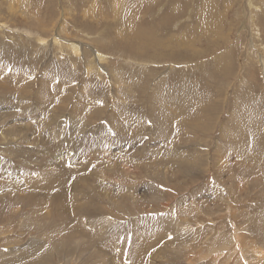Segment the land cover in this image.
I'll use <instances>...</instances> for the list:
<instances>
[{"label":"rangeland","instance_id":"obj_1","mask_svg":"<svg viewBox=\"0 0 264 264\" xmlns=\"http://www.w3.org/2000/svg\"><path fill=\"white\" fill-rule=\"evenodd\" d=\"M116 1L0 0L1 70L17 77L2 78L5 88L0 80V264H106L97 245L118 240L132 263L135 238L148 237L159 245L155 264H264L254 255L264 251V0H119L144 5L121 33L130 14L113 13ZM61 24L62 40L83 46L87 59L53 51ZM141 30L155 51L128 47ZM93 49L112 80L86 77ZM118 75L134 85L116 92ZM164 105L173 123L155 113ZM245 120L257 122L249 149L234 127ZM74 168L71 180L83 179L68 196L82 213H59L30 189ZM37 205L46 212L36 215ZM82 219L101 232L97 245L88 235L54 236Z\"/></svg>","mask_w":264,"mask_h":264},{"label":"bare ground","instance_id":"obj_2","mask_svg":"<svg viewBox=\"0 0 264 264\" xmlns=\"http://www.w3.org/2000/svg\"><path fill=\"white\" fill-rule=\"evenodd\" d=\"M205 4H207V2L205 1ZM126 5H128V1H127V4H126V1L125 2H121L119 0L116 1V4L114 6L113 4V8L116 9V11L113 10V13H117V14H120L122 13L124 10L125 13L124 14H130V17L127 18V19H122L120 20V25H118V33H121V29H122V25L124 23H126L127 21H134L135 20V16L136 14L139 12V11H144V5H143V9L140 10V5H138L137 7L135 6L134 9H130L129 8H126ZM249 15V14H248ZM247 15V16H248ZM206 16L205 13H202L199 17H201V20H203V17ZM251 16V15H250ZM175 17V14L172 13L171 17H170V20H169V23L168 25H170V22H173V19ZM160 27H162L160 24H158ZM201 25V23L199 24ZM43 26V24H42ZM165 29V28H164ZM200 29V28H199ZM62 31H64V26L61 24L59 25L58 27V31H55V35L51 41V43L49 41H46L45 38H42V37H39L37 39L38 43L41 45V48H45V47H48L49 46V43H50V46H52L54 48L53 51H59L62 52L61 54H64V53H67V52H72L74 54V58H71L73 61H75L78 57L82 56L83 58H85L86 54H87V51H85V48L83 46H79L77 44V42H72V41H69V40H62L60 34L62 33ZM37 37V36H36ZM125 37V36H124ZM128 37V35L126 36V38ZM138 37L140 38V42L138 43V45H135V44H130L128 47L131 48V49H140L139 51H142V52H149L150 50L152 51H155V39L152 38L151 36L147 35L144 31H139L138 33ZM178 37H176L177 39ZM169 40V39H168ZM171 40V39H170ZM171 42V41H170ZM167 46V45H166ZM165 45H163V47H166ZM46 49V48H45ZM159 49H162V48H159ZM40 50V49H39ZM38 50V51H39ZM92 53H91V57L92 58H89L88 60V64L85 66L86 70H85V73L87 74L86 77H88V79H93L94 76L99 79H102V77H108V79L112 80V78L115 76L113 73H109V72H106L105 68L106 66L102 65V63L106 60V57L101 54L99 51L95 50V53H94V49L91 50ZM70 52V53H71ZM89 55V54H88ZM169 55L171 56L172 53H169ZM87 59V58H85ZM84 59V61H85ZM80 60V59H79ZM95 61L98 63L99 67L100 68H97L95 67ZM76 63H74L75 65ZM74 65H72V67L74 68ZM104 66V67H103ZM5 67L4 65H0V80L3 78H5L6 81L8 82H11L13 83L14 81L17 82V77L16 76H10L9 72H4L3 70H1V68ZM74 72V69L72 70ZM111 72H115V71H111ZM94 75V76H93ZM26 76H21V79H25ZM2 79V83H3V87L5 86V84L7 83L5 80L3 81ZM33 80V79H32ZM87 80V79H86ZM103 80V79H102ZM133 80V79H132ZM159 81V80H158ZM161 81V80H160ZM10 83V84H11ZM135 83V80H133V82H129V81H125L124 78L121 77V75H118L117 76V80H116V83L114 85L115 89H116V92H121L123 87L126 86V87H132ZM9 84V83H8ZM158 84V83H157ZM1 86V85H0ZM159 86V85H158ZM157 86V87H158ZM5 88V87H4ZM8 89V88H7ZM21 89H18V91H20ZM121 90V91H120ZM54 91V90H53ZM123 92V91H122ZM130 94V92H128ZM118 94V93H117ZM126 94V93H125ZM52 95V94H50ZM48 95V97L50 96ZM56 94L52 95V97L50 98V100H53V101H50V102H53V103H56V104H59V103H62L64 105V102L61 98L59 97H56L55 96ZM128 95V94H127ZM124 98V97H123ZM126 98V97H125ZM207 98V97H206ZM122 99V98H121ZM208 99V98H207ZM117 100V99H116ZM200 99H198V105L200 106ZM120 101V100H118ZM122 101V100H121ZM153 102V100H151ZM91 103L94 104L93 100H91ZM155 103V101H154ZM153 104V103H152ZM205 104V103H204ZM150 106V105H149ZM151 107V106H150ZM163 108H157L156 107V112L154 110V112L156 114H161L165 117V119L169 120V122L173 123L174 122V119L177 117L174 115V113L171 111V109L166 105L162 106ZM202 107V106H201ZM204 110V109H203ZM152 113H153V110H151ZM205 111V110H204ZM206 112V111H205ZM14 115V114H13ZM12 115V117H13ZM44 119H48L47 117V114L44 113ZM153 116L155 117L154 113H153ZM158 116V115H157ZM199 116V115H198ZM162 117V116H161ZM201 117V116H200ZM131 121L135 122V123H138L137 126L139 125H143L144 124V121H141L139 117L137 116H131L129 117ZM178 118V117H177ZM199 120V119H197ZM44 121V120H43ZM203 121V120H202ZM244 121V120H243ZM242 121V122H243ZM246 121V120H245ZM251 121V120H250ZM249 121V122H250ZM258 121V120H257ZM9 122V121H8ZM75 122V120H74ZM241 121H239L237 124H235L234 127H237V130H238V133L240 136H243L245 137V141L246 142V145L249 148H252L254 147V136L257 132V122H253L251 124V126L249 127L248 126V121L242 123ZM48 123V122H47ZM194 123V122H193ZM203 123V122H202ZM177 124V123H175ZM199 124V123H198ZM194 125V124H193ZM195 126V125H194ZM141 127V126H140ZM139 127V128H140ZM176 127V126H175ZM191 127V126H190ZM204 127V126H203ZM247 127L251 128V131L250 133L247 132ZM135 128V127H134ZM134 128H132L130 131L134 130ZM196 128V127H195ZM201 128V127H200ZM136 129V128H135ZM204 129V128H203ZM177 130V129H176ZM175 130V131H176ZM250 130V129H248ZM13 131V128L12 127H9V130L8 132H11L12 133ZM2 133V130L0 131ZM7 132V133H8ZM185 132V131H184ZM183 132V133H184ZM174 134H176L175 132H173ZM172 133V134H173ZM186 133V132H185ZM246 133H249L246 135ZM197 134V133H196ZM232 134V132H231ZM229 134V135H231ZM0 135H3V134H0ZM11 135V134H10ZM168 136V135H167ZM240 136H237V138H240L242 139L243 137H240ZM4 138V137H3ZM176 142V141H175ZM174 145V144H173ZM173 150V148H170ZM171 150V151H172ZM123 150H121L122 152ZM176 151V150H175ZM173 152V151H172ZM58 160V159H57ZM53 166V165H52ZM48 167V166H47ZM46 167V168H47ZM70 167V166H69ZM78 171L79 169L78 168H74L72 170H66L65 173H61L59 170H58V173H61L63 175L66 176V178L63 177V175L59 174V175H56V176H53V177H47L46 179H43L44 182H39L38 181V185H31L30 186V189L31 190H41L43 191V193H47V195L49 196L48 200H50L53 205H55V209L59 212V213H62L63 212V209H67L70 214L74 215L75 213H82L84 210H83V204L81 203H78V200L75 199V197H71L68 196V192L73 189V185H74V181H79V180H82L83 177L82 175L81 176H76L74 177L73 180H71L72 176L75 175V174H78ZM48 176V175H47ZM87 176H85V179H86ZM89 177V175H88ZM66 179V180H65ZM106 179V178H105ZM29 189V190H30ZM26 190V189H25ZM13 191V190H12ZM18 191V190H15V192ZM7 192V191H6ZM5 192V193H6ZM20 192V191H19ZM27 192V190H26ZM40 192V191H39ZM4 193V194H5ZM18 193V192H16ZM53 193H54V199H53ZM19 194H22L24 195V193H19ZM30 194H37L35 191H31ZM13 194H6L5 196H11ZM38 197V200L39 202L42 201V195L41 196H38V195H35ZM8 201H11V200H8ZM43 202V201H42ZM46 203V202H45ZM48 203V202H47ZM46 203V204H47ZM45 204V205H46ZM44 205V206H45ZM38 206V205H37ZM36 206V207H37ZM43 206V207H44ZM39 207V206H38ZM13 208V207H12ZM40 209H33L35 214L38 213V212H42L44 214L45 211V208L41 209V206L39 207ZM14 211V210H13ZM24 212V211H23ZM66 212V211H65ZM40 214V213H39ZM38 214V215H39ZM11 215V213H10ZM23 215V214H22ZM26 215V214H25ZM37 215V214H36ZM69 219V218H68ZM71 222V221H70ZM106 222V219L105 221ZM105 224V223H104ZM103 224V225H104ZM102 225V224H101ZM104 227V226H103ZM55 228V227H53ZM58 227H56V231L54 232V236H57L58 234V237H60L59 241L62 240V237L60 236V234H65L66 237H72V236H77V235H88L92 240L93 242L96 244V242L100 241V240H96L97 238H99L101 236V232L100 231H92L90 229V227L88 226V224L85 222L84 219H82L80 222H76V221H73L71 223H65V225L63 226H60L59 229H57ZM89 231H88V230ZM115 229V228H114ZM51 230V229H50ZM53 230V229H52ZM54 231V230H53ZM52 232V231H51ZM115 232V231H114ZM155 235V234H154ZM153 235V236H154ZM151 236V237H153ZM53 236H50L49 238H51ZM157 237V236H155ZM55 238V237H53ZM122 238V237H120ZM164 238H168V237H164ZM101 239V238H100ZM113 239V238H112ZM163 239V238H162ZM162 241V240H161ZM69 242V241H68ZM158 242V241H157ZM156 242V243H157ZM61 243V241H60ZM59 243V244H60ZM159 243V242H158ZM68 244V243H67ZM165 244V243H164ZM66 245V243H65ZM134 245L136 246V248H138V252L137 254L135 255V258H134V261L131 263L130 260H128V258H126V253H125V244H124V241H111V242H108V243H105L104 245H97L98 247H102V248H106V250L104 251V256L105 257H108V261L106 262V264H155V256L157 254V252L159 251L157 246L155 248V238L152 239L150 237L148 238H144V239H141V238H135V243ZM60 246V245H59ZM67 246V245H66ZM38 247V246H37ZM68 247V246H67ZM161 248V247H160ZM44 249V248H43ZM42 249V250H43ZM68 249V248H67ZM37 250V249H36ZM34 251V250H33ZM33 251H30V250H27L26 251V254H23L22 256L18 257V260L20 259H23L29 256H31V252ZM38 251V250H37ZM40 251H41V248H40ZM241 251V250H239ZM243 251V250H242ZM241 251V252H242ZM69 252V250H68ZM33 254V253H32ZM211 254V253H210ZM212 261H216L217 258L219 257V254H216V253H212ZM246 254L243 253L241 254V258H243ZM254 255L255 257L257 256L259 260H263L264 259V251L263 250H260L258 249L257 251H254ZM249 256V255H248ZM209 259H210V256H208ZM256 257V258H257ZM16 260V258L14 259ZM16 260V261H18ZM41 260V259H40ZM233 260V258H232ZM254 260V259H253ZM234 261V260H233ZM260 261V262H261ZM67 262V261H66ZM210 262V261H209ZM46 263V261H45ZM237 263V262H236ZM72 264V263H71ZM255 264H259L258 261L255 262Z\"/></svg>","mask_w":264,"mask_h":264}]
</instances>
